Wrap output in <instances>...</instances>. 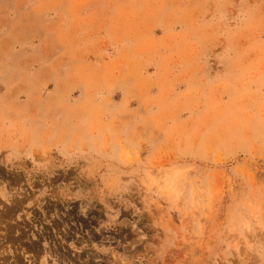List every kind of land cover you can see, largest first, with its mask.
Masks as SVG:
<instances>
[{
    "label": "rangeland",
    "instance_id": "obj_1",
    "mask_svg": "<svg viewBox=\"0 0 264 264\" xmlns=\"http://www.w3.org/2000/svg\"><path fill=\"white\" fill-rule=\"evenodd\" d=\"M0 264H264V0H0Z\"/></svg>",
    "mask_w": 264,
    "mask_h": 264
}]
</instances>
